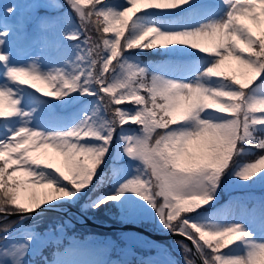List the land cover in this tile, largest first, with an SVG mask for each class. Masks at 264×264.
I'll list each match as a JSON object with an SVG mask.
<instances>
[{
    "label": "snow or ice",
    "instance_id": "obj_1",
    "mask_svg": "<svg viewBox=\"0 0 264 264\" xmlns=\"http://www.w3.org/2000/svg\"><path fill=\"white\" fill-rule=\"evenodd\" d=\"M262 18L264 0H0V264H109L44 255L65 228L45 214L82 201L183 237V264H264V198L221 202L264 187Z\"/></svg>",
    "mask_w": 264,
    "mask_h": 264
},
{
    "label": "rangeland",
    "instance_id": "obj_2",
    "mask_svg": "<svg viewBox=\"0 0 264 264\" xmlns=\"http://www.w3.org/2000/svg\"><path fill=\"white\" fill-rule=\"evenodd\" d=\"M250 26L253 28V31L256 35L262 34V32L264 31V18H262V23L259 27L251 24ZM223 69L225 71L236 70L237 72H239L240 66L237 64L236 61L229 60L226 61L225 65L223 66ZM88 99L92 100L94 98L89 97ZM77 106L79 105L70 106L66 109H60L58 110V114L62 116H68L77 109V108L74 109ZM45 151L51 153V149H41L40 152L36 153L35 155H40ZM52 163L63 168L64 158L62 156H59L58 154H55V159L52 160ZM261 168H264V165H261ZM18 176L21 179H27L25 176H23V174H18ZM34 187L37 186L24 185L19 189V195L21 197L22 202H27V200L22 196L23 193ZM46 190L47 192L51 191V189L48 188H46ZM228 190L231 191L228 192ZM228 190H226L227 192L224 191L221 194V202L228 200L227 202H224V203H228L229 201H232L233 208L237 212L242 211L243 208H247V206L250 204H253L254 206L257 205L260 199L264 198V187H261L260 185H255L254 187H249L246 189H236V190L228 189ZM227 197L229 199L226 200ZM82 204L83 201L81 202V204L71 205V207L78 210L80 213L84 214L85 216L89 218H93L95 220L101 219L102 217L110 218V216H112L115 218L114 222L109 220L108 222L118 225L138 224V222L136 221L139 219H129L126 216V214L123 213L117 207L109 206L106 208H102L101 210L98 211H92V210L83 211ZM65 210L66 208L63 209L62 211ZM45 215L46 217H51L52 219L63 222L65 224L64 232L61 235V240L64 239V235H68L67 237H73L76 234L73 231L74 226L72 225L73 222L71 219H68L64 215H61L60 213H54V212H49L46 213ZM70 215L74 220L80 221V219L75 214L70 213ZM74 225L77 227H81L76 224ZM139 225L151 230L153 229L155 232H159L153 227L151 222L148 220H141ZM42 226L43 225H41V227ZM90 229L99 231L91 227ZM124 232L125 235H123V237L120 239L123 242L119 240L118 242L116 241L115 243H112L111 240H105L106 238L100 237L97 234H93L92 237L84 238V239L77 238L80 236L76 235L73 237L72 239L73 241L68 246L66 251L70 250L73 245L80 246L82 249V254L80 255L79 258L85 260H100V261L109 262V264H115V262L117 261H119L120 263L126 262L134 253H137L136 251L139 248L141 254H149L150 257L148 258L150 259L160 262H163L167 259H174L179 261L180 264H183L182 252L179 248L174 246V241H177L178 239L156 241L136 232H132V231H124ZM108 233H120V232H108ZM109 238L112 240L118 239L117 236H113ZM120 258H122V261H120Z\"/></svg>",
    "mask_w": 264,
    "mask_h": 264
},
{
    "label": "trees",
    "instance_id": "obj_3",
    "mask_svg": "<svg viewBox=\"0 0 264 264\" xmlns=\"http://www.w3.org/2000/svg\"><path fill=\"white\" fill-rule=\"evenodd\" d=\"M262 34H264V32H262ZM160 54L147 53V54L142 55L141 59L144 60V61H149V60L153 61L156 57L159 59V57H160L159 55ZM257 155H258V153H257ZM246 159L252 160L253 158L252 157H248ZM109 175H111V173ZM252 187H254V186H252ZM230 191L231 190H228V192H230ZM222 203H224V201ZM108 218L102 217L101 219H98V220L100 222H105V221H108V220L114 222V220H115V218L112 217V216H110L109 219ZM140 221L141 220L139 219L136 222H138V224H139ZM72 225L74 226L73 231L76 233L74 236L78 235L80 237H77V238H81V239L90 238V237L93 236V234H97L100 237L106 238L105 240H111L112 243H115L116 241L118 242L123 237V235H125V232L108 233V232H103V231H95V230H92V229L86 228V227H83V228L82 227H77L74 224H72ZM152 231H154V230L152 229ZM158 233H160V232H158ZM164 234H167V233H164ZM67 236L68 235H64V239L60 240L59 245L53 244L50 247L45 248L44 249V255L47 256L48 258H50V256L52 255V252L54 250L63 248L64 246H67L68 244L72 243V241H73L72 239H73L74 236L73 237H67ZM113 236H117L118 239H115V240L113 239L112 240V239L109 238V237H113ZM120 241L123 242L122 240H120ZM136 252L137 253H134L126 262H123V263H120V264H140L141 260L149 259L148 257H150L149 254H141V251L139 250V248L137 249ZM120 261H122V258L120 259Z\"/></svg>",
    "mask_w": 264,
    "mask_h": 264
},
{
    "label": "water",
    "instance_id": "obj_4",
    "mask_svg": "<svg viewBox=\"0 0 264 264\" xmlns=\"http://www.w3.org/2000/svg\"><path fill=\"white\" fill-rule=\"evenodd\" d=\"M61 215H64L68 219H71L75 224L80 225V226H87L99 230H104V231H109V232H124V231H132L139 233L141 235H144L150 239L156 240V241H162V240H173V239H178V240H183V237L180 236H173L170 234H163V233H158L155 231H152L148 228H145L139 224H125V225H118L114 224L111 222H99L98 220H95L93 218H89L85 216L84 214L80 213L78 210L72 208L71 206H68L65 211L59 212ZM70 213L75 214L80 221H76L72 218ZM17 218L15 216L10 217L9 219ZM186 243L190 242L185 241Z\"/></svg>",
    "mask_w": 264,
    "mask_h": 264
},
{
    "label": "bare ground",
    "instance_id": "obj_5",
    "mask_svg": "<svg viewBox=\"0 0 264 264\" xmlns=\"http://www.w3.org/2000/svg\"><path fill=\"white\" fill-rule=\"evenodd\" d=\"M33 192L42 195L43 193H46L47 190H46V188L34 187V188H31L28 191L24 192L22 196H23V198H25L27 200V197H29Z\"/></svg>",
    "mask_w": 264,
    "mask_h": 264
}]
</instances>
